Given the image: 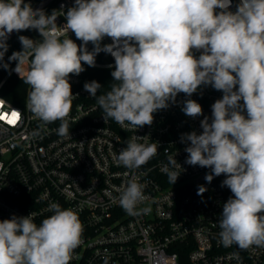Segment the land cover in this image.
Segmentation results:
<instances>
[{
  "label": "clouds",
  "instance_id": "clouds-1",
  "mask_svg": "<svg viewBox=\"0 0 264 264\" xmlns=\"http://www.w3.org/2000/svg\"><path fill=\"white\" fill-rule=\"evenodd\" d=\"M231 6L232 0H74L63 12L66 23L58 26L57 10L47 14L25 0H0V67L9 70V62H16L9 74L14 71L30 86L28 109L41 128L60 121L61 137L70 134V75L79 76L84 64L95 67L101 52L115 61L111 90L97 95L102 86L95 80L84 90L105 121L138 129L152 125L153 113L176 104L180 93L191 97L201 86L222 92L212 105L211 122L207 116L200 122L202 133H184L180 141L187 144L185 163L210 169L208 183L224 174L221 186L233 194L220 214L219 242L248 249L264 247V0H240L235 12ZM30 29L41 39L20 35L22 50L4 62L10 35ZM69 31L80 45L69 36L61 39ZM105 37L112 43L101 46ZM181 110L192 118L203 115L190 98ZM141 138L127 142L119 164L139 169L157 154L158 142L139 143ZM168 161L172 167L162 171L175 184L177 161L171 156ZM206 190L199 186L197 195ZM144 199L143 185L133 178L119 203L138 216L151 211L137 209ZM49 211L53 214L39 226L31 213L0 221V264H70L83 225L73 210L57 203Z\"/></svg>",
  "mask_w": 264,
  "mask_h": 264
},
{
  "label": "built area",
  "instance_id": "built-area-1",
  "mask_svg": "<svg viewBox=\"0 0 264 264\" xmlns=\"http://www.w3.org/2000/svg\"><path fill=\"white\" fill-rule=\"evenodd\" d=\"M25 2L42 7L47 14L57 10L58 26L66 23L63 12L74 5V0ZM239 2L232 0L230 10L235 12ZM24 31V36L41 39L36 30ZM19 33L13 32L7 43ZM67 36L82 43L71 31L61 39ZM109 43L111 38L105 37L101 46ZM104 54L106 59H96V67H114V58ZM24 67L26 71L27 64ZM13 73L0 80V117H6L0 118V221L31 213L39 226L53 214L49 211L52 203L73 210L83 233L70 264H105V260L107 264H264V247L240 249L219 242L223 204L233 196L221 186L225 175L208 183L205 175L210 169L185 163L187 144L181 143V135L202 133L200 122L204 116L211 122L212 105L222 92L201 86L191 97L180 93L176 104L153 113L152 125L134 129L127 122L121 126L111 118L105 121L96 99L84 90V84L91 81L84 72L70 75L74 95L68 117L70 134L61 137L57 134L60 121L41 128L42 121L28 109L29 85L22 105L2 94ZM189 98L202 106L203 115L192 118L182 112L183 101ZM13 113H18V119L9 123ZM37 130L39 135H34ZM135 136L142 137L139 143L158 142V151L141 168L128 169L117 162V156ZM169 156L176 159L174 170L180 172L175 184L162 171L172 167ZM133 178L143 185L145 197L137 209L150 208L147 214L130 216L120 206V195ZM201 185L207 189L202 196L197 195Z\"/></svg>",
  "mask_w": 264,
  "mask_h": 264
},
{
  "label": "trees",
  "instance_id": "trees-1",
  "mask_svg": "<svg viewBox=\"0 0 264 264\" xmlns=\"http://www.w3.org/2000/svg\"><path fill=\"white\" fill-rule=\"evenodd\" d=\"M25 31H22L18 35L12 38L10 42H8L9 49L5 55L4 62H9L8 57L12 55L13 52L21 51L22 45L18 39L20 35L24 36ZM89 51L92 50L93 45L91 43L88 44ZM97 60L103 62L105 58L104 52H101L96 57ZM16 62L11 61L9 62L10 68L14 66ZM83 67L85 68L84 76L89 81H97L101 84V89L98 92V95L106 94L108 91L111 90V85L114 82L111 72L114 71V67L112 68H104V67H89L88 65L84 64ZM9 70H4L0 67V80L6 76ZM27 89V84L23 82V78H21L18 74L13 73L5 82L2 94L6 97L7 100L14 104L22 105L25 101V95ZM183 259V256H182ZM184 264V263H180Z\"/></svg>",
  "mask_w": 264,
  "mask_h": 264
},
{
  "label": "snow or ice",
  "instance_id": "snow-or-ice-1",
  "mask_svg": "<svg viewBox=\"0 0 264 264\" xmlns=\"http://www.w3.org/2000/svg\"><path fill=\"white\" fill-rule=\"evenodd\" d=\"M0 118H6V117H0ZM15 119H18V113L12 114V119L9 120V123H14Z\"/></svg>",
  "mask_w": 264,
  "mask_h": 264
},
{
  "label": "water",
  "instance_id": "water-1",
  "mask_svg": "<svg viewBox=\"0 0 264 264\" xmlns=\"http://www.w3.org/2000/svg\"><path fill=\"white\" fill-rule=\"evenodd\" d=\"M243 114L246 116V111Z\"/></svg>",
  "mask_w": 264,
  "mask_h": 264
}]
</instances>
